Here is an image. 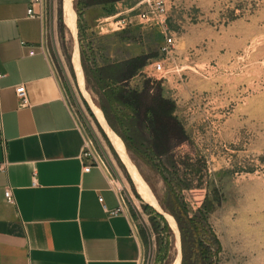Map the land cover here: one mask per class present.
Instances as JSON below:
<instances>
[{
  "label": "rangeland",
  "instance_id": "rangeland-1",
  "mask_svg": "<svg viewBox=\"0 0 264 264\" xmlns=\"http://www.w3.org/2000/svg\"><path fill=\"white\" fill-rule=\"evenodd\" d=\"M150 4L164 7L163 24L139 16ZM73 7L86 89L159 203L179 217L185 264H264V0H73ZM51 11L45 49L69 105L98 134L126 186L139 264H174L172 229L146 207L77 86L63 0H51ZM129 54L136 57L125 61L130 77L121 85L137 91L136 108L110 99L109 83L96 78L98 64ZM148 106L175 120L163 139L141 124Z\"/></svg>",
  "mask_w": 264,
  "mask_h": 264
},
{
  "label": "crops",
  "instance_id": "crops-1",
  "mask_svg": "<svg viewBox=\"0 0 264 264\" xmlns=\"http://www.w3.org/2000/svg\"><path fill=\"white\" fill-rule=\"evenodd\" d=\"M30 6L29 0H0V264H139L141 240L127 210L118 211L108 175L98 167L84 171L81 132L42 50L51 0L34 4L33 15ZM133 57L95 70H124ZM20 85L25 105L16 93Z\"/></svg>",
  "mask_w": 264,
  "mask_h": 264
},
{
  "label": "built area",
  "instance_id": "built-area-1",
  "mask_svg": "<svg viewBox=\"0 0 264 264\" xmlns=\"http://www.w3.org/2000/svg\"><path fill=\"white\" fill-rule=\"evenodd\" d=\"M31 6L28 8V14L33 15V5L43 4L45 0H29ZM42 15V13H41ZM165 9L163 6L150 4L148 6V9L145 12H142L139 16L145 20L146 22H152L155 21L159 24H163L165 21ZM44 37H46V32L44 31ZM42 50L45 51V43L42 45ZM30 54H34V51L32 50ZM154 70H162V64L160 62H155L154 64ZM16 93L20 99V102L22 105L27 104V97H26V90L24 85H20L16 88ZM70 112L72 113L76 124L81 132L83 144L81 148L80 153V160L84 165V171H89L92 167H98L101 170H103L108 177L110 178L111 184L115 191L118 194L119 200H120V208L118 211L125 210L126 208V200H125V189L126 186L120 178L114 173V168L112 167V164L108 160L106 154L101 150L98 142L94 138L92 132L84 123L82 120L79 119V117L76 115V113L72 110L71 106L69 105ZM0 169H2V166L0 165ZM35 183V182H34ZM4 196L7 202L11 203L14 201L12 192L10 189H7L4 192ZM99 200L102 202V198L100 197ZM132 230L134 231L133 224L131 222Z\"/></svg>",
  "mask_w": 264,
  "mask_h": 264
},
{
  "label": "bare ground",
  "instance_id": "bare-ground-1",
  "mask_svg": "<svg viewBox=\"0 0 264 264\" xmlns=\"http://www.w3.org/2000/svg\"><path fill=\"white\" fill-rule=\"evenodd\" d=\"M63 13H64V22H65L66 26L68 27L71 36H73V38L75 39L72 64H73V68H74V71L76 74V82H77V86H78L79 90L88 99L97 120L99 121V123L101 124V126L103 127L105 132L107 133L115 151L117 152L119 159L125 165L128 173H129V175H130V177H131V179H132V181L136 187L137 192L140 194V196L142 197V199L146 203H149L152 206H154L155 208H157L158 210L163 211L161 209L156 197L154 196L153 192L151 191L149 185L144 180V178L142 177V175L138 171L137 167L131 161V159L127 153L126 147L124 145V142L116 133H114L109 128V126L107 125V123L105 121V118L103 116L101 109L93 102L90 94L88 93L87 89L85 88L84 74H83V71H82V68L80 65L79 50H78V46L76 43V36H77L76 18H77V15H76V12L73 8V0H63ZM165 215H166L167 219L170 222V225L172 226V228L174 229V231L177 235V245L179 246L180 245L179 233H178V229H177L175 220L173 219V217L171 215H169L167 213H165ZM179 263H180V257L178 256L176 258V261L174 264H179Z\"/></svg>",
  "mask_w": 264,
  "mask_h": 264
},
{
  "label": "trees",
  "instance_id": "trees-1",
  "mask_svg": "<svg viewBox=\"0 0 264 264\" xmlns=\"http://www.w3.org/2000/svg\"><path fill=\"white\" fill-rule=\"evenodd\" d=\"M87 2V0H84ZM93 2H109L111 0H90ZM89 3V2H88ZM87 3H85L84 5H86ZM78 23H79V19H78ZM131 65L127 62L126 66ZM117 67L121 68V64H117ZM128 70H96V78L99 81H104V82H108L109 84L106 86L107 87V95L108 97L111 99H113V97L117 96L118 98L121 97L125 98L126 102H124V105H127L131 108H134L135 105L137 104V100H136V96H137V91L135 89H130L127 90L128 94L126 93V88L125 86H122L121 83L126 81L129 77L130 74L128 75V77H124V75H126V72ZM125 72V74H124ZM119 101V100H117ZM161 107V106H160ZM100 108L103 110L108 122L110 123V125L113 127L112 123L110 122L107 112L105 111V109L103 107L100 106ZM136 108V107H135ZM163 107L160 108V111L152 108V111H148V116L152 117V115L154 114L155 116V122L157 124V136L158 139L159 137H162L168 132V127L172 124H175V120L172 117V114L170 112V110H164L162 109ZM153 113V114H152ZM114 128V127H113ZM114 130L116 131V129L114 128ZM117 132V131H116ZM147 208H150L153 212H155V210H153L149 205L146 204ZM165 208V207H164ZM166 210V209H165ZM167 211V210H166ZM170 214H172L179 226L180 229V233H181V241H182V252H183V258H182V263L181 264H185V247H184V240H185V233L183 230V226L181 224V221L179 219V217H177V215H175L172 211H167ZM156 213V212H155ZM157 214V213H156ZM162 220H164L159 214H157ZM165 221V220H164ZM166 225L168 226L167 222L165 221ZM169 227V226H168Z\"/></svg>",
  "mask_w": 264,
  "mask_h": 264
},
{
  "label": "water",
  "instance_id": "water-1",
  "mask_svg": "<svg viewBox=\"0 0 264 264\" xmlns=\"http://www.w3.org/2000/svg\"><path fill=\"white\" fill-rule=\"evenodd\" d=\"M74 8V7H73ZM77 15V14H76ZM76 26H77V36H76V43H77V46H78V50H79V56H80V49H79V42H78V16H77V18H76ZM73 37V36H72ZM74 44H75V39L73 38V53H74ZM80 65H81V68H82V71H83V74H84V70H83V66H82V62H81V57H80ZM75 77H76V74H75ZM84 80H85V78H84ZM85 88H86V86H85ZM81 92V91H80ZM81 95L83 96V99H84V101H85V103H86V105H87V107L89 108V110H90V112H91V114L94 116V118H95V120H96V122L100 125V127H101V129L103 130V133L105 134V136H106V138H107V140L109 141V143H110V145H111V147L113 148V150L115 151V149H114V147H113V145H112V143H111V141H110V139H109V137H108V135H107V133L105 132V130L103 129V127L101 126V124L99 123V121L97 120V118H96V116H95V114H94V112H93V110H92V108H91V105H90V103H89V101H88V99L83 95V93L81 92ZM94 102V101H93ZM100 108V107H99ZM101 109V108H100ZM101 111H102V113H103V116H104V118H105V121H106V123H107V125L109 126V128L114 132V133H116L117 134V132L114 130V128L110 125V123L108 122V120H107V118H106V116H105V114H104V112H103V110L101 109ZM118 135V134H117ZM125 145V144H124ZM125 147H126V145H125ZM126 150H127V147H126ZM115 153L117 154V152L115 151ZM128 153V152H127ZM129 155V154H128ZM118 156V155H117ZM130 157V156H129ZM131 159V158H130ZM132 161V160H131ZM135 165V164H134ZM136 166V165H135ZM138 169V168H137ZM139 171V170H138ZM131 178V177H130ZM132 180V179H131ZM148 184V183H147ZM150 187V186H149ZM151 189V188H150ZM151 191H152V189H151ZM153 192V191H152ZM154 194V193H153ZM155 196V195H154ZM157 199V198H156ZM158 201V200H157ZM158 203H159V201H158ZM153 210H155V212L157 213V214H159L166 222H167V224H168V226L172 229V231H173V233H174V235H175V238H176V246H177V250H178V253H177V257L179 256L180 257V263L179 264H181L182 263V258H183V252H182V241H181V233H180V229H179V226H178V223H177V221H176V219H175V217L172 215V214H170L169 212H167L163 207H162V205L159 203V205H160V207H161V209L163 210V211H160V210H158L157 208H155L154 206H152L151 204H149V203H147ZM167 213V214H169V215H171L172 217H173V219L175 220V223H176V226H177V229H178V233H179V241H180V245L178 246L177 245V235H176V233H175V231H174V229L172 228V226L170 225V222H169V220L167 219V217H166V215H165V213Z\"/></svg>",
  "mask_w": 264,
  "mask_h": 264
},
{
  "label": "flooded vegetation",
  "instance_id": "flooded-vegetation-1",
  "mask_svg": "<svg viewBox=\"0 0 264 264\" xmlns=\"http://www.w3.org/2000/svg\"><path fill=\"white\" fill-rule=\"evenodd\" d=\"M140 109H142V108L140 107ZM148 111H152V107L148 106L145 109L141 110V124L144 127H146L147 129H149V131H151L153 136H157V124H156L155 119H154L155 116L152 113L153 114L152 117H149Z\"/></svg>",
  "mask_w": 264,
  "mask_h": 264
}]
</instances>
